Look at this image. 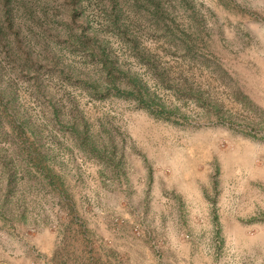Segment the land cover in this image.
Returning <instances> with one entry per match:
<instances>
[{"label":"rangeland","instance_id":"rangeland-1","mask_svg":"<svg viewBox=\"0 0 264 264\" xmlns=\"http://www.w3.org/2000/svg\"><path fill=\"white\" fill-rule=\"evenodd\" d=\"M4 2L0 264H264V0Z\"/></svg>","mask_w":264,"mask_h":264},{"label":"trees","instance_id":"trees-1","mask_svg":"<svg viewBox=\"0 0 264 264\" xmlns=\"http://www.w3.org/2000/svg\"><path fill=\"white\" fill-rule=\"evenodd\" d=\"M7 4V6L11 3V0H5V2ZM8 11V10H7Z\"/></svg>","mask_w":264,"mask_h":264}]
</instances>
